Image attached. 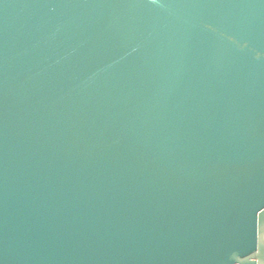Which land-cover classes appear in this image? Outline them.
Listing matches in <instances>:
<instances>
[{
  "label": "water",
  "instance_id": "water-1",
  "mask_svg": "<svg viewBox=\"0 0 264 264\" xmlns=\"http://www.w3.org/2000/svg\"><path fill=\"white\" fill-rule=\"evenodd\" d=\"M0 264H264V0H0Z\"/></svg>",
  "mask_w": 264,
  "mask_h": 264
}]
</instances>
